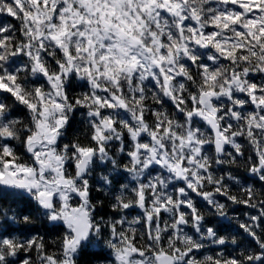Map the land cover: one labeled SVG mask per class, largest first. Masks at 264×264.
Instances as JSON below:
<instances>
[{
  "label": "snow or ice",
  "instance_id": "snow-or-ice-1",
  "mask_svg": "<svg viewBox=\"0 0 264 264\" xmlns=\"http://www.w3.org/2000/svg\"><path fill=\"white\" fill-rule=\"evenodd\" d=\"M0 264H264V0H0Z\"/></svg>",
  "mask_w": 264,
  "mask_h": 264
}]
</instances>
